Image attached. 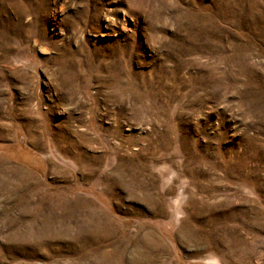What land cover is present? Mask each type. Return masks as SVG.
Listing matches in <instances>:
<instances>
[{"label": "rangeland", "instance_id": "rangeland-1", "mask_svg": "<svg viewBox=\"0 0 264 264\" xmlns=\"http://www.w3.org/2000/svg\"><path fill=\"white\" fill-rule=\"evenodd\" d=\"M0 134V264H264V0H0Z\"/></svg>", "mask_w": 264, "mask_h": 264}, {"label": "crops", "instance_id": "crops-1", "mask_svg": "<svg viewBox=\"0 0 264 264\" xmlns=\"http://www.w3.org/2000/svg\"><path fill=\"white\" fill-rule=\"evenodd\" d=\"M0 136H1V134H0ZM33 140V139H32ZM35 142V141H34ZM37 143V142H36ZM38 146V145H37Z\"/></svg>", "mask_w": 264, "mask_h": 264}]
</instances>
